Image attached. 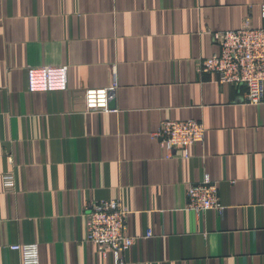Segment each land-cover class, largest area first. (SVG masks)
<instances>
[{
	"label": "crops",
	"instance_id": "0c3cea01",
	"mask_svg": "<svg viewBox=\"0 0 264 264\" xmlns=\"http://www.w3.org/2000/svg\"><path fill=\"white\" fill-rule=\"evenodd\" d=\"M262 3L0 0V264H21L13 243H38L40 264H114L83 218L112 199L137 237L127 264H264V103L198 70L216 33L261 25ZM42 65H67L68 88L31 92ZM113 79L111 110L88 113L85 91ZM187 119L206 138L168 157L152 134ZM205 174L224 209L185 210Z\"/></svg>",
	"mask_w": 264,
	"mask_h": 264
},
{
	"label": "built area",
	"instance_id": "2783aa9c",
	"mask_svg": "<svg viewBox=\"0 0 264 264\" xmlns=\"http://www.w3.org/2000/svg\"><path fill=\"white\" fill-rule=\"evenodd\" d=\"M261 25L253 27L249 21L238 29L225 30L214 35L218 51L199 63V71L212 74L220 85L244 87L243 103H264V3L260 5ZM67 65H42L28 69V86L31 92L65 91L68 88ZM113 79L108 87L90 88L84 93L85 110L88 113L108 112L110 100L117 89ZM206 129L203 123L187 120H166L152 137L171 157L177 150L183 157H190V147L203 143ZM4 184H13L11 174L4 175ZM185 210L195 213L221 211L224 206L218 195V183L208 174L186 191ZM130 211L119 199L95 201L83 213L84 240L95 245L101 256L112 257L114 264H127L123 254L136 241L130 233L127 217ZM152 236L150 230L145 237ZM11 251L17 252L21 264H40L38 243H13Z\"/></svg>",
	"mask_w": 264,
	"mask_h": 264
},
{
	"label": "water",
	"instance_id": "95a60500",
	"mask_svg": "<svg viewBox=\"0 0 264 264\" xmlns=\"http://www.w3.org/2000/svg\"><path fill=\"white\" fill-rule=\"evenodd\" d=\"M114 92H111V94H113Z\"/></svg>",
	"mask_w": 264,
	"mask_h": 264
}]
</instances>
